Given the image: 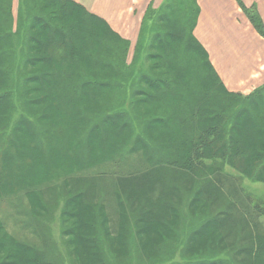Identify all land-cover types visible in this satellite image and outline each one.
<instances>
[{"label": "trees", "instance_id": "1", "mask_svg": "<svg viewBox=\"0 0 264 264\" xmlns=\"http://www.w3.org/2000/svg\"><path fill=\"white\" fill-rule=\"evenodd\" d=\"M237 2L264 38L256 6ZM198 8L166 0L130 58L129 42L74 1L18 0L15 11L0 0V200L25 194L51 231L37 212L55 220L58 199L61 236L53 256L0 218V264L21 253L37 264H264V196L241 181L264 184V85L225 86L195 37ZM137 153L152 167L92 184L83 174ZM81 210L93 219L77 231Z\"/></svg>", "mask_w": 264, "mask_h": 264}, {"label": "rangeland", "instance_id": "2", "mask_svg": "<svg viewBox=\"0 0 264 264\" xmlns=\"http://www.w3.org/2000/svg\"><path fill=\"white\" fill-rule=\"evenodd\" d=\"M13 4H14V9L16 11L18 0H13ZM189 4L196 5V7L197 8L199 7L198 9H200L201 11L200 5L199 3H197V0L196 2L195 0H192V1L189 0ZM252 5L256 6L257 11L259 12L257 3L253 2V4L248 5V6L250 7ZM81 6L84 7L83 5ZM219 6H222V3L219 2L218 6L216 4L214 5V7L216 8H219ZM205 7L214 8L211 6L210 2H208L205 5ZM159 10L160 9H158L157 11ZM46 11L51 12L52 10L48 6L46 8ZM89 12L93 13L91 11ZM234 14L235 13L232 12V14H228V15L222 14V13L214 15L215 17L214 25H211L206 19H204L203 25L201 27V32L206 37V41H203L205 43V46L203 44L202 45L208 51L209 54L211 52L212 63L214 62L213 65L215 64L217 66V68L219 69L218 70L219 72L221 73L223 72V74H226L228 77L236 80V79H240L244 77H249L253 69L255 72H260V70L262 69V60L264 59V47L257 40V33L259 35V38H262L259 32H254L253 30H251V32L253 33H244L241 29L234 30L229 25L225 24L226 19H229L228 16L230 17L235 16L236 18L242 17L241 14L239 15H234ZM261 14L263 15V13L260 11V17L262 18L264 22V19ZM61 15L62 14H58V16H61ZM96 15L99 16L98 14ZM220 25H221V28H220ZM144 36L150 37V33L146 32ZM207 47L209 48L210 51L208 50ZM132 52L133 51L130 52V58L133 55ZM144 52H145V49H142L141 54L143 55ZM260 87L261 85L258 86L256 89H259ZM147 107L149 108V110H152L151 105H148V106L146 105L145 108L147 109ZM1 115L2 114L0 111V116ZM110 128L111 126H109V129ZM124 158H126V160H124ZM118 161H119L118 163L110 164L105 167H99V168H93V169L86 170L83 172V174H85L84 176L86 177H90V184H92V183H95L96 179L106 178L107 180L112 181L118 176L122 177L124 175L130 174V171L131 173L139 174L145 171L147 168L152 167L151 163H148L142 159L140 153H137L131 156L126 155L118 159ZM228 170L240 176V174L237 171H234L233 169H230V168H228ZM38 173H39V170L34 172L36 176H38L37 175ZM99 175L101 176L99 177ZM94 177L96 179L93 180ZM241 181H243L242 184L244 185L247 191H251L260 196H264V184L263 183L254 182L245 176L241 177ZM48 198H49V195H48ZM57 200L54 201V205L52 204V207H53L52 210L55 216V220L54 218L52 219L53 215L51 211L49 210L37 212L40 218L45 217L49 219L45 224L49 229H51V231L47 229L40 230V228H38V223L36 222V218L33 216L30 203L26 195L22 194L20 191L16 194L7 196L0 200V218L6 224L8 231L11 234H13L15 237H17L18 240L23 241L28 244H32L36 246L37 248L44 249L46 247V249L51 250V253L54 256L56 252L61 250V246L58 244L60 242L61 236L59 234L60 207L56 206ZM175 203L180 205V201L177 200L176 197H175ZM108 207L109 206L107 205L106 208L108 209ZM79 216L84 217L85 220L87 221V224L85 225V223H83L79 218H77L78 221L75 224V229L77 231L83 230V228L91 226V221L93 219L92 211L90 210L82 211L81 210L79 212ZM179 226H180V223L177 229H179ZM21 254L22 255L16 254L13 256H9V258L4 264H37V260L32 258L30 254L28 253H21ZM52 259L56 260L57 257L52 258ZM61 259L63 260V264H70L69 261L71 259H69V257H68L69 261L65 257H61ZM172 262H176V261L173 260ZM52 264H55L54 261L52 262ZM166 264H172V263H170V261L167 260Z\"/></svg>", "mask_w": 264, "mask_h": 264}, {"label": "crops", "instance_id": "3", "mask_svg": "<svg viewBox=\"0 0 264 264\" xmlns=\"http://www.w3.org/2000/svg\"><path fill=\"white\" fill-rule=\"evenodd\" d=\"M76 3L83 5L88 11L98 14L104 21H106L109 26L116 31L122 38L127 40L130 45V52L134 54L136 50L137 43L142 35L143 27L147 18L152 22L154 20L155 12L161 7L166 0H73ZM245 4L251 5L256 2L258 5L259 13H263L262 17L264 19V0H243ZM210 2L211 6L214 7L219 2L222 6L219 8H209L205 5ZM199 3L201 11L198 17L196 27L194 29V34L198 40L205 46L203 41H206L205 35L201 32V27L203 25V20L206 19L211 25L215 24L216 14H241V18H236L235 16L226 19L225 24L229 25L232 29H241L244 33L257 32L254 30V26L246 16L245 12L239 6L237 0H197ZM231 6V7H230ZM230 7V8H229ZM229 8V9H228ZM152 11V14H149ZM245 15H244V14ZM246 16V17H245ZM221 28V25H220ZM200 36H199V35ZM202 40H201V38ZM257 40L264 47V38H259L257 33ZM209 43V42H208ZM208 48V47H207ZM209 50V48H208ZM210 51V50H209ZM133 56V55H132ZM131 56V57H132ZM212 61L211 52L209 54ZM214 63V62H213ZM215 65V64H214ZM217 72L222 78L225 86L232 92L243 93L244 95L250 94L258 86L264 84V59L262 60V69L260 72H255L254 69L249 77H244L240 79H232L228 77L223 72H219L217 66L215 65Z\"/></svg>", "mask_w": 264, "mask_h": 264}, {"label": "bare ground", "instance_id": "4", "mask_svg": "<svg viewBox=\"0 0 264 264\" xmlns=\"http://www.w3.org/2000/svg\"><path fill=\"white\" fill-rule=\"evenodd\" d=\"M101 167H103V166H101ZM96 168H99V167H96Z\"/></svg>", "mask_w": 264, "mask_h": 264}]
</instances>
